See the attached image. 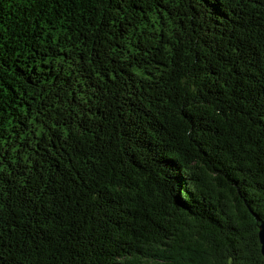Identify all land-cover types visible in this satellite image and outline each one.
<instances>
[{"label": "trees", "instance_id": "obj_1", "mask_svg": "<svg viewBox=\"0 0 264 264\" xmlns=\"http://www.w3.org/2000/svg\"><path fill=\"white\" fill-rule=\"evenodd\" d=\"M264 0H0V264H264Z\"/></svg>", "mask_w": 264, "mask_h": 264}, {"label": "water", "instance_id": "obj_2", "mask_svg": "<svg viewBox=\"0 0 264 264\" xmlns=\"http://www.w3.org/2000/svg\"><path fill=\"white\" fill-rule=\"evenodd\" d=\"M258 239L261 246V252L264 256V221H262L258 226Z\"/></svg>", "mask_w": 264, "mask_h": 264}]
</instances>
